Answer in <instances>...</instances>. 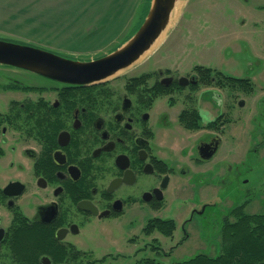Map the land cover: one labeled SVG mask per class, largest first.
<instances>
[{"label": "flooded vegetation", "instance_id": "flooded-vegetation-1", "mask_svg": "<svg viewBox=\"0 0 264 264\" xmlns=\"http://www.w3.org/2000/svg\"><path fill=\"white\" fill-rule=\"evenodd\" d=\"M25 70L0 92V264H77L92 224L166 207L173 187H221L212 159L235 89L220 76L250 77L199 62L85 83Z\"/></svg>", "mask_w": 264, "mask_h": 264}, {"label": "rangeland", "instance_id": "rangeland-1", "mask_svg": "<svg viewBox=\"0 0 264 264\" xmlns=\"http://www.w3.org/2000/svg\"><path fill=\"white\" fill-rule=\"evenodd\" d=\"M96 31L93 26L84 43L71 42L65 48L9 32L0 33V39L87 61L112 52L126 37L122 31L109 45L97 47L91 37ZM131 32L128 37L133 35ZM197 62L211 63L235 76L250 77L254 83L252 94L223 91V119L227 122L220 149L212 159L222 172L221 187H173L166 207L143 209L133 222L126 214L120 220L92 224L85 232L86 238L80 237V247L89 251L84 260H100L104 256L97 264H136L140 258L150 256L168 264L199 252L214 256L220 253L222 218L232 206L246 200L247 213H264V0H175L158 38L135 61L110 77L122 81L126 76L172 65L183 73ZM27 73L25 69L0 64V92L11 82L9 77L26 80ZM240 98H244L242 106L237 104ZM208 172L216 178L213 171ZM200 201L211 204L190 217L189 209L201 208ZM152 216L173 218V234H144L142 227ZM151 244L156 250H152Z\"/></svg>", "mask_w": 264, "mask_h": 264}, {"label": "crops", "instance_id": "crops-1", "mask_svg": "<svg viewBox=\"0 0 264 264\" xmlns=\"http://www.w3.org/2000/svg\"><path fill=\"white\" fill-rule=\"evenodd\" d=\"M150 2L151 0H0V33L9 32L7 34L19 35L30 41L65 48L71 42L84 43L85 39H89L90 29L95 26L97 31L91 37L97 47L109 45L123 31L126 37L118 45L120 46L130 37L128 34L131 29L134 33L138 28Z\"/></svg>", "mask_w": 264, "mask_h": 264}, {"label": "water", "instance_id": "water-1", "mask_svg": "<svg viewBox=\"0 0 264 264\" xmlns=\"http://www.w3.org/2000/svg\"><path fill=\"white\" fill-rule=\"evenodd\" d=\"M175 0H151L149 10L135 33L116 50L96 59L80 61L28 44L0 39V63L69 83L106 78L137 59L166 27Z\"/></svg>", "mask_w": 264, "mask_h": 264}, {"label": "trees", "instance_id": "trees-1", "mask_svg": "<svg viewBox=\"0 0 264 264\" xmlns=\"http://www.w3.org/2000/svg\"><path fill=\"white\" fill-rule=\"evenodd\" d=\"M220 78L219 82L223 86L232 87L235 90L246 91L253 87L252 81L247 78L225 74H221ZM245 202L247 201L244 200L232 206L223 216L219 231L221 247L219 254L212 256L199 252L189 258L168 264H264V213H247L244 210ZM175 226L173 218L152 216L146 220L142 232L150 234L157 231L162 235L171 236ZM151 248L156 250L157 247L151 244ZM84 256L85 254L82 253L78 255L77 264L85 263ZM136 264L161 263L154 257L144 256Z\"/></svg>", "mask_w": 264, "mask_h": 264}]
</instances>
